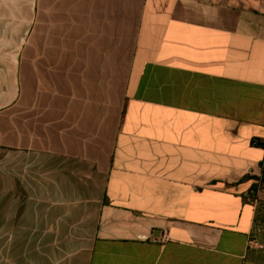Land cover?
I'll return each instance as SVG.
<instances>
[{
  "label": "crops",
  "instance_id": "obj_1",
  "mask_svg": "<svg viewBox=\"0 0 264 264\" xmlns=\"http://www.w3.org/2000/svg\"><path fill=\"white\" fill-rule=\"evenodd\" d=\"M261 145L264 0H0V264H264Z\"/></svg>",
  "mask_w": 264,
  "mask_h": 264
},
{
  "label": "built area",
  "instance_id": "obj_2",
  "mask_svg": "<svg viewBox=\"0 0 264 264\" xmlns=\"http://www.w3.org/2000/svg\"><path fill=\"white\" fill-rule=\"evenodd\" d=\"M170 240V236H169V233L165 232L161 238H159L158 240H156V242L158 243H166ZM249 246L250 247H256L258 246V244L256 243V241L254 239L250 240L249 242ZM261 248V246H260Z\"/></svg>",
  "mask_w": 264,
  "mask_h": 264
},
{
  "label": "trees",
  "instance_id": "obj_3",
  "mask_svg": "<svg viewBox=\"0 0 264 264\" xmlns=\"http://www.w3.org/2000/svg\"><path fill=\"white\" fill-rule=\"evenodd\" d=\"M264 147V145H261ZM257 183L254 185L255 190H264V162L262 164V175L259 179L256 180Z\"/></svg>",
  "mask_w": 264,
  "mask_h": 264
}]
</instances>
